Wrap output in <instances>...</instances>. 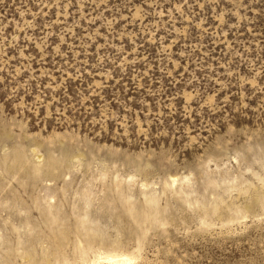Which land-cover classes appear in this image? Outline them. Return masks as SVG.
Wrapping results in <instances>:
<instances>
[{
  "label": "rangeland",
  "instance_id": "1",
  "mask_svg": "<svg viewBox=\"0 0 264 264\" xmlns=\"http://www.w3.org/2000/svg\"><path fill=\"white\" fill-rule=\"evenodd\" d=\"M264 260V0H0V264Z\"/></svg>",
  "mask_w": 264,
  "mask_h": 264
},
{
  "label": "bare ground",
  "instance_id": "2",
  "mask_svg": "<svg viewBox=\"0 0 264 264\" xmlns=\"http://www.w3.org/2000/svg\"><path fill=\"white\" fill-rule=\"evenodd\" d=\"M108 262L112 263V264H118L122 261H127L128 259H121V260H116V259H113L111 256L110 257H107L105 258Z\"/></svg>",
  "mask_w": 264,
  "mask_h": 264
},
{
  "label": "snow or ice",
  "instance_id": "3",
  "mask_svg": "<svg viewBox=\"0 0 264 264\" xmlns=\"http://www.w3.org/2000/svg\"><path fill=\"white\" fill-rule=\"evenodd\" d=\"M260 264H264V260H262V261L260 262Z\"/></svg>",
  "mask_w": 264,
  "mask_h": 264
}]
</instances>
